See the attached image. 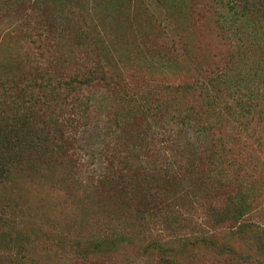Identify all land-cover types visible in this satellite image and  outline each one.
I'll use <instances>...</instances> for the list:
<instances>
[{"label": "trees", "instance_id": "obj_1", "mask_svg": "<svg viewBox=\"0 0 264 264\" xmlns=\"http://www.w3.org/2000/svg\"><path fill=\"white\" fill-rule=\"evenodd\" d=\"M151 2L0 0L1 264H264V0Z\"/></svg>", "mask_w": 264, "mask_h": 264}, {"label": "rangeland", "instance_id": "obj_2", "mask_svg": "<svg viewBox=\"0 0 264 264\" xmlns=\"http://www.w3.org/2000/svg\"><path fill=\"white\" fill-rule=\"evenodd\" d=\"M122 6L129 5L130 6V19L129 23L132 24V27L134 28L133 34H137V41L134 43V46L131 48L126 47L122 45L121 50L123 53L132 52L134 50H139L145 48H153L154 47V38L158 44H162V40L159 41L155 37V30L153 29V25L149 22L150 20L147 18V11L152 12L154 16L150 17V19L155 18V20L159 17L157 14V11L155 9L154 3L151 2V0H118ZM152 3L153 5H147V3ZM200 10V7L197 9ZM138 14V20L134 21V16ZM196 17V15H194ZM158 21H160V18H158ZM132 32V30H130ZM153 31V35H152ZM144 32V34H142ZM198 39L200 42H207L208 40L204 36L203 33L199 32ZM143 46V47H142ZM214 46H211L213 48ZM11 49L14 48V45L12 44L10 46ZM209 48L206 46H202L198 53L201 54L202 52L204 54H210L212 53ZM129 52V53H130ZM1 264V263H0ZM42 264H106L105 262L98 261V260H89V261H73L70 259H62L59 255L50 254L46 256Z\"/></svg>", "mask_w": 264, "mask_h": 264}]
</instances>
